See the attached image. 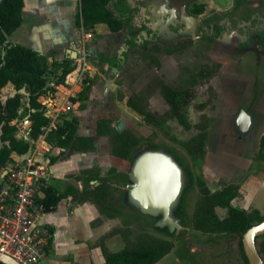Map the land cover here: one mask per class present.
<instances>
[{
    "label": "rangeland",
    "instance_id": "rangeland-1",
    "mask_svg": "<svg viewBox=\"0 0 264 264\" xmlns=\"http://www.w3.org/2000/svg\"><path fill=\"white\" fill-rule=\"evenodd\" d=\"M235 1L189 0L187 3L191 11L194 5L205 3L204 11L198 17L203 24L209 26L210 23L223 21L228 13H236L244 18ZM129 2L137 8V43L131 48L123 47L114 41L115 36L106 25L98 24L89 31L92 36L85 46L90 70L87 69L82 75H79V71L75 74L76 83H80L81 88L75 89L77 106L70 109L68 116L78 117V133H91L99 137L96 142L100 156L99 159L92 160L91 168L77 175L81 184L76 188V198H87L95 202L93 199L98 194L94 188H105L106 207L102 212L115 219V227L109 234V246L106 245L108 249L117 251L124 247L125 237L134 240L139 235L147 234L171 239L174 243L171 251L156 264H244L236 236L203 233L191 226L190 219L199 198L196 184L184 195L189 223L181 226L173 235L155 229L154 225L161 220L162 215L143 212L130 197V190L135 183L132 168L139 155L149 151H161L171 157L181 171L182 185L177 201L189 183L186 170L188 167L193 176L203 178L211 190L225 184L238 183L240 192L235 203L249 210L258 208L262 211L264 162L256 155L264 131V51L260 52L262 64L256 70L258 61L252 55L251 44L241 43L234 51L236 40L227 44L220 39V33L212 36L209 29L196 31L195 35L182 34L177 38L155 34L147 38L141 34V30H145V21L154 22L155 15L150 10L156 7V0ZM78 7L79 0H27V11H34L41 20H51L48 34L44 42L42 37L30 36L26 28L21 27L16 32L18 39L13 41L17 40L27 46L37 45L42 41V44L55 46L50 52L54 55L56 46L69 33L72 19L79 29V35H82V26L77 22ZM235 27L232 24L230 29ZM261 39L262 36L253 38L255 41ZM100 53L106 56L116 55L119 66L101 62L98 59ZM48 61L50 64L46 79L55 91L54 85L58 83L63 67L70 64ZM78 66L75 64L73 69ZM206 69L213 72L207 75ZM200 71H204L202 76H198ZM193 75L197 76V81L193 88L194 98L188 110L191 127L185 129L170 116V107L162 89L167 84L180 85ZM105 82L113 85L107 93H104ZM25 96L24 93L22 97ZM132 96L142 100L145 107L159 119L158 125L147 123L127 105L128 98ZM241 109L251 116V130L246 135H240L235 128ZM100 119L108 120L107 125L111 130L129 131L138 138L133 160L113 155L110 137L97 131L96 126ZM199 126L206 127L203 141L205 153L194 157L185 145L201 133ZM54 153L56 158L60 156L58 149ZM5 167L0 166V172ZM99 170L103 173L102 177L98 176ZM91 178H96L98 183H90ZM50 181L61 186L53 178ZM216 210L220 216L226 213L224 208L218 207ZM171 216L174 218L172 211ZM41 220L49 221V217L42 216ZM67 238L60 241L59 248H53V253L63 254L69 249L71 242ZM95 245L101 249L105 245L104 239H99ZM44 261L38 264H43Z\"/></svg>",
    "mask_w": 264,
    "mask_h": 264
},
{
    "label": "trees",
    "instance_id": "trees-1",
    "mask_svg": "<svg viewBox=\"0 0 264 264\" xmlns=\"http://www.w3.org/2000/svg\"><path fill=\"white\" fill-rule=\"evenodd\" d=\"M24 0H0V166H5L12 161L11 154H24L30 149V141L17 138V130L11 121L19 115L22 106L21 98L24 90L28 97L26 111L30 113V138L33 139L41 132V127L50 122L45 115L42 104L38 97L50 89L46 74L49 70L47 57L39 51L22 44H12L7 41V35L13 32L22 21L21 11ZM204 10V4L194 5L192 11L196 14ZM137 8L129 0H79L77 22L85 31L92 30L98 24H104L115 36L114 41L121 46L131 48L137 43L136 34L139 27L135 22ZM215 34H212V36ZM264 48V39L260 41ZM98 59L108 62L111 66H119L116 55L106 56L100 53ZM72 67H63L58 83H65ZM200 71L198 76H202ZM207 75L213 70L206 69ZM197 76L193 75L184 80L180 85H164L163 96L170 107V116L185 129L191 127L188 110L194 98V85ZM127 105L140 114L149 124L158 125L159 119L153 115L137 96L129 97ZM202 108V106L200 107ZM33 109V110H32ZM108 120L100 119L97 122L99 134L110 137L112 153L120 158L133 160L135 147L139 140L129 131L111 130ZM78 120L76 117L65 119L55 130L47 134V140L54 142L61 151L66 148L84 152L93 149V137L90 135H79L76 133ZM200 127V126H199ZM201 133L187 142V151L194 157L205 153L203 141L206 127H200ZM155 146V144H152ZM257 158L264 161V132L261 135ZM189 183L183 189L175 207L172 210L174 218L181 226L189 223L188 215L184 207V195L193 184L199 191V198L190 219L191 226L203 233L231 234L237 237V244L244 264H249L242 247V235L253 224L264 219L263 210L257 208L246 209L236 207L231 201L238 196L239 186L234 183L223 185L220 189L211 190L201 177H194L191 170L186 167ZM97 197L93 199L102 211L105 209V188L96 186ZM76 190L69 187L61 192L54 186L48 184L43 189V197L40 199L45 212L55 208L59 200L72 195L76 196ZM224 208L226 213L220 216L216 208ZM160 218V217H159ZM154 228L173 235L176 229L170 230L169 226H160L158 223ZM171 239L159 238L153 235L142 234L131 240L125 237V245L117 251L109 250L105 245L101 246L104 256V264H156L173 248ZM257 250L264 259V235L256 238Z\"/></svg>",
    "mask_w": 264,
    "mask_h": 264
},
{
    "label": "crops",
    "instance_id": "crops-1",
    "mask_svg": "<svg viewBox=\"0 0 264 264\" xmlns=\"http://www.w3.org/2000/svg\"><path fill=\"white\" fill-rule=\"evenodd\" d=\"M201 3L205 4L204 2ZM261 4H264V0L235 1V5L239 8V11L243 17L246 16L247 7L245 6L254 9L260 6ZM26 7H27V0H24V5L21 11V15H22L21 24L13 32L7 35V41L12 44L18 43L27 46L22 42H18L17 40L13 41V39H18L16 36L17 30L21 27H24L26 28L30 36L42 37L41 39H43V41L45 42L44 38L46 34H48L47 33L48 25L50 24L49 22L51 20H49L48 18H45L43 20L39 19L34 11H27ZM199 14L200 13L198 14L195 13V15H199ZM234 15L237 16L238 18H241L236 13H234ZM194 17L197 18L196 16ZM78 30L79 29L76 28L75 23L73 22L72 19V22L70 21L69 33L64 38L63 42H60L56 46L57 50L55 51L54 55L50 54L51 48L53 46L42 44L41 43L42 41L40 42V44L37 43V45L33 44V46H27L45 55L47 57V60L49 59V60H56L59 62L61 61L67 63L69 62L70 65H68L67 67H72V71L68 74L66 78L65 81L66 83H56L54 85L55 91H53L52 88L50 87L48 91H46L45 93H43L38 97V101L42 104V109L45 110V115L49 117L50 122L52 121L56 122L57 125L59 126L63 123L65 119L76 117L78 120L76 133L79 135H90L93 137V146H94L93 149L86 150L84 152L73 150L71 148H66L65 150L61 151L60 148L54 142H52L54 144V147L52 149V153H53L51 156L52 172L49 181L51 178H53L61 186H57L53 184L51 181L49 183L50 185L54 186L58 191L61 192L67 190L69 187H72L75 190L76 188H79L78 186H80L81 181L80 179L77 178V175L80 174V172L86 171L87 169L91 168L92 160L100 157L99 145L96 142L99 137L91 133L88 134L78 133V127H79L78 117L76 115H73L71 117L68 116L70 109H73L74 107L77 106L76 105L77 99L74 98V93L76 92L75 89L81 88L80 83H76L77 80H75L76 71H79L81 67L80 63L76 60V49L78 48V46H80L83 43L84 46H86V43L92 36L91 32L85 31L83 27L81 29L82 35H79ZM195 33H196L195 29L194 30L191 29L190 34L195 35ZM220 39L225 40L227 44L231 43L232 40H236L234 42L235 44L234 51L235 49L240 47L241 43L246 44L244 42L243 35H241L240 32H237L235 30H230L228 32H225ZM250 44H251L250 47L253 52L252 55L256 56L258 61L257 67H255L257 70L260 68V65L262 64L260 52L264 51V48L261 45L260 40L259 41L253 40ZM67 45L69 46L67 47ZM0 52L3 53L2 51ZM73 54H75V57H72ZM75 64H78L79 66L78 68L73 69ZM21 92L23 94L25 93L26 96L21 98L22 106L19 109V115L11 121V124H14L17 128L15 132L17 138H23L25 140L31 141L36 137L33 139L29 137L31 119L29 117L30 113L26 111V108L29 105L28 97L24 90H21ZM240 111H244L248 115L249 126L245 134H240L237 131V129L236 131L240 135H246L251 130L250 128L251 116L243 109H241ZM55 149H58L60 153V156L57 158L54 153ZM111 151H112V147H111ZM20 155L21 154L12 153L11 154L12 160L16 157H19ZM99 167H101V165H99ZM98 176L99 177L103 176L102 171L99 170ZM89 182L92 184L98 183L96 178L89 179ZM235 184L238 185V183ZM237 197L238 196H236L231 201V204L236 207L248 209L243 205L239 206L235 203ZM263 205H264V201H263ZM42 216L49 217V221L47 220L44 222L49 224L54 229L55 232L51 250L43 264H104V256L102 254V251L101 249H99L100 247L95 244L99 239L102 238L104 239L105 246L106 245L109 246V241H110L109 234L112 232L113 228L115 227V219L109 214L103 213L96 202H93L87 198L78 199L76 198V196L73 197L72 195H68L62 198L61 200H59V202L57 203V205L53 210L44 212ZM51 221H53V223ZM67 235H69L68 238L66 237ZM64 236L65 238H63ZM66 238L70 239L71 242L69 249H67L66 252H64L63 254L60 252L56 254L53 253V248L54 247L59 248L60 241H63ZM109 250L114 251L112 249Z\"/></svg>",
    "mask_w": 264,
    "mask_h": 264
},
{
    "label": "built area",
    "instance_id": "built-area-1",
    "mask_svg": "<svg viewBox=\"0 0 264 264\" xmlns=\"http://www.w3.org/2000/svg\"><path fill=\"white\" fill-rule=\"evenodd\" d=\"M87 56L83 43L76 49L79 75L89 69ZM57 126L53 121L43 125L30 141V149L0 172V254L19 264H38L47 258L52 247L55 232L41 220L45 210L40 199L52 172L54 144L47 140V134Z\"/></svg>",
    "mask_w": 264,
    "mask_h": 264
},
{
    "label": "water",
    "instance_id": "water-1",
    "mask_svg": "<svg viewBox=\"0 0 264 264\" xmlns=\"http://www.w3.org/2000/svg\"><path fill=\"white\" fill-rule=\"evenodd\" d=\"M190 27L195 29L197 18ZM72 57H75L73 54ZM113 87L105 82L104 93ZM249 126V117L240 111L235 127L240 134H245ZM135 180L130 190L131 199L148 214H161L160 226L168 225L170 230L181 228L179 222L171 216L173 205L179 196L182 176L179 167L171 157L161 151H149L135 158L132 168ZM264 235V219L250 226L242 235V247L249 264H264V259L257 250L256 238ZM4 264H19L6 254H0Z\"/></svg>",
    "mask_w": 264,
    "mask_h": 264
},
{
    "label": "flooded vegetation",
    "instance_id": "flooded-vegetation-1",
    "mask_svg": "<svg viewBox=\"0 0 264 264\" xmlns=\"http://www.w3.org/2000/svg\"><path fill=\"white\" fill-rule=\"evenodd\" d=\"M189 0H156V7L150 10L155 15L154 22L145 21V30H141V34L145 37L155 36L177 38L179 35L190 33L193 20L189 16H196L195 32H201L203 29H209V34H221V36L230 31L231 25L235 24L233 29L240 32L244 37V42L250 44L255 37L264 39V4L257 8H246V16L238 18L234 13H228L226 18L217 24L202 23V19L195 15L193 11L188 9ZM148 18V17H147ZM260 40V41H261Z\"/></svg>",
    "mask_w": 264,
    "mask_h": 264
}]
</instances>
